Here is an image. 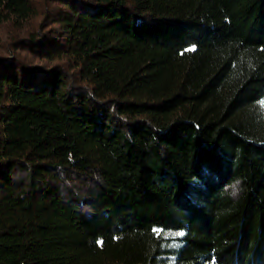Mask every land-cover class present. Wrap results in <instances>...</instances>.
I'll return each instance as SVG.
<instances>
[{
    "label": "trees",
    "instance_id": "obj_1",
    "mask_svg": "<svg viewBox=\"0 0 264 264\" xmlns=\"http://www.w3.org/2000/svg\"><path fill=\"white\" fill-rule=\"evenodd\" d=\"M46 4L0 0V264H264V0Z\"/></svg>",
    "mask_w": 264,
    "mask_h": 264
},
{
    "label": "rangeland",
    "instance_id": "obj_2",
    "mask_svg": "<svg viewBox=\"0 0 264 264\" xmlns=\"http://www.w3.org/2000/svg\"><path fill=\"white\" fill-rule=\"evenodd\" d=\"M37 2L40 5L41 9L45 10V8L47 7V4H46L47 0H37ZM40 17H42V16L39 15L38 17H36L33 20V24ZM9 22L10 21H6V22H2L0 24V48L4 47L7 43H9L10 42V37H12L14 35V33H17V29L15 27H13L11 24H9ZM260 105L264 109V98L261 100ZM166 233L168 234V233H170V231L166 232ZM171 262H172V259L167 257L165 263L166 264H171ZM206 264H210V263H206Z\"/></svg>",
    "mask_w": 264,
    "mask_h": 264
},
{
    "label": "snow or ice",
    "instance_id": "obj_3",
    "mask_svg": "<svg viewBox=\"0 0 264 264\" xmlns=\"http://www.w3.org/2000/svg\"><path fill=\"white\" fill-rule=\"evenodd\" d=\"M157 234L159 235V232ZM181 235H182V233H181Z\"/></svg>",
    "mask_w": 264,
    "mask_h": 264
}]
</instances>
